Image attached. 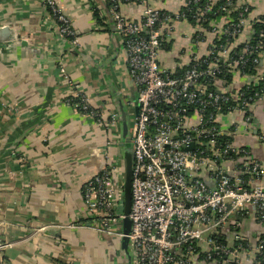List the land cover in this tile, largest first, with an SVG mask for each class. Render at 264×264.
I'll return each mask as SVG.
<instances>
[{"label":"built area","instance_id":"2783aa9c","mask_svg":"<svg viewBox=\"0 0 264 264\" xmlns=\"http://www.w3.org/2000/svg\"><path fill=\"white\" fill-rule=\"evenodd\" d=\"M200 2L187 0L184 9L192 11L190 4ZM217 2L206 0L193 12L195 39L210 34L208 50L192 52L174 71L161 66L160 52L171 39L174 22L184 19L185 12L171 15L157 9L151 0H109L108 16L116 33L124 38L127 68L138 88L132 103L136 110L131 136V210L125 213L124 163L108 159L81 191L92 219L67 227L127 238L131 264H244L250 250L264 260L261 235L250 247L242 235L235 234L231 244L223 234L225 230L234 232L238 218L248 215L251 207L264 227V166L234 142L241 121L254 126L250 105L264 97V75L259 76V85L248 84L237 96L222 89L224 72L233 78L248 75L243 71L248 67L254 70L261 65L264 33L255 42H245L241 52H234L231 43L243 33L248 17L243 15H249L252 7L249 0H224L214 10ZM123 3L142 7L139 22L123 15ZM40 6L47 26L70 44L71 53L78 52L80 37L72 17L54 0H41ZM237 8L240 18L234 21L229 12ZM219 17H226L222 26ZM221 40L226 44L217 47ZM14 41L19 43L16 38ZM15 45L5 48L12 50ZM61 71L65 73V69ZM69 85L72 90L65 103L89 123L115 133L117 114L93 108L76 83L69 80ZM12 110L18 111L9 108L7 112ZM228 115H234L229 123L225 120ZM259 138L264 142V129L259 128ZM127 218L128 232L124 225Z\"/></svg>","mask_w":264,"mask_h":264},{"label":"crops","instance_id":"0c3cea01","mask_svg":"<svg viewBox=\"0 0 264 264\" xmlns=\"http://www.w3.org/2000/svg\"><path fill=\"white\" fill-rule=\"evenodd\" d=\"M54 1L73 19L80 37L78 52L71 53L70 44L47 26L41 0H0V31L9 30L0 33V232L10 241L0 244V264H131L127 238L67 227L92 219L81 193L86 181L100 173L108 159L124 163L125 153H132L136 110L132 103L138 88L127 68L124 38L108 16L109 0ZM186 1L151 3L172 15L181 13ZM249 4L252 10L245 29L232 48L249 41L252 23L264 19V0ZM121 10L128 20H141L140 5L123 3ZM225 21L226 17L218 19L221 26ZM196 33L189 18L175 21L171 39L160 52L161 66L175 71L192 52L205 53L210 34L196 40ZM3 35H14L19 43ZM13 44L12 50L5 48ZM260 75L264 60L252 73L233 77L222 89L237 96L248 84L259 85ZM69 80L87 94L93 108L117 114L115 133L89 123L65 103L72 90ZM9 108L18 111L8 113ZM250 113L253 128L241 121L234 142L264 166V142L259 138V128L264 129V97L250 105ZM233 119L234 115L225 118L228 123ZM256 218L251 207L248 215L238 218L234 232L225 230L224 238L232 244L235 234L242 235L254 247L264 233ZM45 225L58 228L40 231ZM256 254L248 251L244 264H254Z\"/></svg>","mask_w":264,"mask_h":264},{"label":"trees","instance_id":"16d2710c","mask_svg":"<svg viewBox=\"0 0 264 264\" xmlns=\"http://www.w3.org/2000/svg\"><path fill=\"white\" fill-rule=\"evenodd\" d=\"M205 1L206 0H201V2L199 4H197V5H193L191 3L189 7L191 8L192 11H189L188 9H183V11L186 14V18H189L190 20H192V22H195V19L193 17V12L196 10V8H198L201 5H203ZM223 2H224V0H219L217 2L216 6L214 7V10H216V8L218 6L222 5ZM223 14H225V13H223ZM229 15L234 19V21L238 20L240 18L239 17V9L237 8V9L231 10L229 12ZM247 16H248V14L246 13L245 15H243V18L244 17L246 18ZM209 17H212V16H209ZM262 31L264 33V19L263 18L260 19L259 22L254 25V27H253V34H252V37H251L250 40L252 42L257 41L259 39L258 36H259V34H261ZM220 44H224L225 45L226 44V41L225 40L218 41V42H216L215 45L218 47ZM243 46H244V44L243 45H239L233 51L239 53V52H241ZM243 71L246 74H250L254 70L253 69H250L248 67V68L244 69ZM222 78L224 79L225 83H228V82H230L232 80V76L230 74H228L227 72H224ZM251 94L253 95V93H251ZM232 104H235V102H232ZM261 237H262V239H264V233L261 235ZM256 256H257V259H256L257 263L256 264H264V260L261 259L258 254H256Z\"/></svg>","mask_w":264,"mask_h":264},{"label":"water","instance_id":"95a60500","mask_svg":"<svg viewBox=\"0 0 264 264\" xmlns=\"http://www.w3.org/2000/svg\"><path fill=\"white\" fill-rule=\"evenodd\" d=\"M9 33L8 28L4 27L3 29H1L0 33ZM4 38L8 39H15V36L12 35V37L7 36V35H3ZM7 36V37H5ZM0 41H3L2 38H0ZM25 43V42H24ZM124 167H125V180H124V199H125V213L129 214L130 210H131V202H132V191H131V183H132V176H133V155L132 153L128 152L125 153V157H124ZM129 226H130V221L127 218L125 220V228H126V232L129 231Z\"/></svg>","mask_w":264,"mask_h":264},{"label":"rangeland","instance_id":"374dc122","mask_svg":"<svg viewBox=\"0 0 264 264\" xmlns=\"http://www.w3.org/2000/svg\"><path fill=\"white\" fill-rule=\"evenodd\" d=\"M1 209H2V207H1V205H0V216H1ZM1 222V221H0ZM129 228H130V226H129ZM10 241H9V238L8 237H6L5 236V234H1V232H0V244H3L4 243V245L6 244V243H9ZM1 246V245H0Z\"/></svg>","mask_w":264,"mask_h":264}]
</instances>
